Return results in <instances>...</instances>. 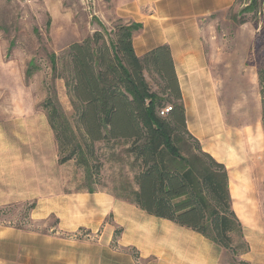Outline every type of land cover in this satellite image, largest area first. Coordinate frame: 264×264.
I'll return each mask as SVG.
<instances>
[{
	"label": "rangeland",
	"instance_id": "1",
	"mask_svg": "<svg viewBox=\"0 0 264 264\" xmlns=\"http://www.w3.org/2000/svg\"><path fill=\"white\" fill-rule=\"evenodd\" d=\"M251 2L236 0L233 8L220 15L217 29L218 39L221 37L224 41L220 45L224 65L218 69H222L224 78L225 106L236 109L245 104L244 113L238 116L252 119L255 116L253 108L260 98L259 79L255 77L260 56L255 53L254 43L252 50L246 52L236 45L239 19L245 18L247 23L257 27L258 33L264 25L262 13L244 11ZM104 9V0H96L94 6L85 4L83 0H0V150L11 151L18 164H24V176L41 177L43 182L48 180L50 197L60 193L93 191L110 193L121 199L126 189L136 188L137 169L127 153L126 143H98L95 145V159L86 158V163H81L78 158L61 164L63 157L47 117L46 104L51 102L65 119L70 132L76 136L77 143L80 142L66 76L62 71L63 58L71 45L84 42L104 28L110 32L122 23L117 21L110 26L105 25ZM237 50L240 51V61L244 57V67H239L240 61L236 60ZM29 69L33 75L28 79L26 73ZM236 76L240 77L241 82L236 80ZM146 78L152 91L160 93L162 82L159 78L150 74ZM171 106L173 103L166 105L167 108ZM190 144L195 147L192 141ZM260 164L258 160L253 168L248 164L251 170L249 185L252 184L250 189L253 194L248 201H242L254 204L264 217V174L261 179ZM233 172L231 170L228 176L234 209L243 202L236 201V178L233 179V187L230 186V174ZM22 174L18 170L15 175L19 178ZM254 188L257 195H254ZM36 207L37 202L0 207V226L39 238L30 242L28 248L37 251L41 245L43 249L47 246L51 264H156L152 260H141L135 248L120 246L124 229L118 225L114 212L106 217L98 229L80 228L75 233H67L59 228L56 216L46 220L32 219ZM61 239H64L63 250ZM44 240H48V243ZM242 243L235 236L233 249L241 253ZM222 251V261L225 263L239 260L234 252Z\"/></svg>",
	"mask_w": 264,
	"mask_h": 264
},
{
	"label": "crops",
	"instance_id": "2",
	"mask_svg": "<svg viewBox=\"0 0 264 264\" xmlns=\"http://www.w3.org/2000/svg\"><path fill=\"white\" fill-rule=\"evenodd\" d=\"M235 2L104 0L103 19L109 26L117 21L142 26L133 36L138 57L158 47L169 46L183 98L187 130L203 152L224 164L228 173L234 170L230 174V186L233 187L236 178V201L243 202L253 194L249 167L253 168L258 160L261 179L264 174V128L261 95L253 108L255 116L252 119L238 116L244 113L245 104L236 109L225 106L224 78L222 69H218L224 65L220 49L224 41L221 37L218 39L217 28L220 15L233 8ZM257 33V27L251 23L236 27V45L244 52L252 50ZM236 60L240 61L239 50ZM243 60L244 57L239 67H244ZM255 77L259 79L258 73ZM236 80L241 82L239 76ZM18 163L11 151L0 150V207L37 202L31 218L46 220L56 216L59 228L67 233H75L80 228L98 229L114 212L118 225L124 229L120 246L135 248L141 260H152L156 264H228L222 261V248L204 236L150 216L110 193H60L50 197L48 180L43 182L41 177L24 176V164ZM18 170L22 174L19 178L15 175ZM244 185L249 186L241 190ZM253 190L257 195L256 189ZM242 204L233 209L248 246L239 261L264 264V217L254 204ZM34 239L40 240L20 230L0 226V264H51L47 246L43 249L41 245L37 251L28 248ZM61 241L63 250L64 239Z\"/></svg>",
	"mask_w": 264,
	"mask_h": 264
},
{
	"label": "trees",
	"instance_id": "3",
	"mask_svg": "<svg viewBox=\"0 0 264 264\" xmlns=\"http://www.w3.org/2000/svg\"><path fill=\"white\" fill-rule=\"evenodd\" d=\"M244 11L264 16V0H252ZM237 23L243 25L247 20L241 18ZM141 28L138 24H120L110 32L104 28L68 49L62 71L80 142L55 105L46 104L48 122L63 157L60 163L95 159L98 143H126L137 169L136 188L126 189L121 200L150 216L191 229L234 252L235 258L240 257L248 246L233 210L228 171L224 164L203 152L187 130L169 46L137 56L133 36ZM260 31L254 50L260 56L258 78L264 128V25ZM52 59L55 62V56ZM147 74L162 82L160 93L152 91ZM32 75L29 69L27 78ZM168 103H173L172 110L162 117L160 113ZM235 236L243 241L241 253L233 249ZM231 264L242 263L238 260Z\"/></svg>",
	"mask_w": 264,
	"mask_h": 264
},
{
	"label": "built area",
	"instance_id": "4",
	"mask_svg": "<svg viewBox=\"0 0 264 264\" xmlns=\"http://www.w3.org/2000/svg\"><path fill=\"white\" fill-rule=\"evenodd\" d=\"M15 1H19V2H29L30 0H15ZM85 2V4L89 5V6H94L95 3H96V0H83ZM172 109L169 107V108H166L163 112H161V115L162 116H165L167 114L170 113Z\"/></svg>",
	"mask_w": 264,
	"mask_h": 264
}]
</instances>
